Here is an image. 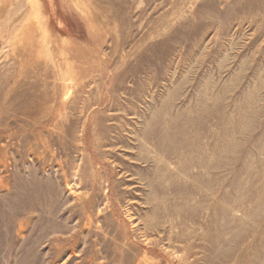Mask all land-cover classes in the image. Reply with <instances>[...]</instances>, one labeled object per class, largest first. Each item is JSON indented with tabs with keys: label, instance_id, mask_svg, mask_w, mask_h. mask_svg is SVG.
<instances>
[{
	"label": "rangeland",
	"instance_id": "rangeland-1",
	"mask_svg": "<svg viewBox=\"0 0 264 264\" xmlns=\"http://www.w3.org/2000/svg\"><path fill=\"white\" fill-rule=\"evenodd\" d=\"M0 264H264V0H0Z\"/></svg>",
	"mask_w": 264,
	"mask_h": 264
}]
</instances>
